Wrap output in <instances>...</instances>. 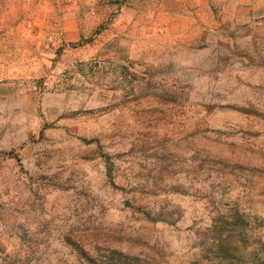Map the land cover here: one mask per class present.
I'll return each instance as SVG.
<instances>
[{
	"label": "rangeland",
	"instance_id": "374dc122",
	"mask_svg": "<svg viewBox=\"0 0 264 264\" xmlns=\"http://www.w3.org/2000/svg\"><path fill=\"white\" fill-rule=\"evenodd\" d=\"M235 208L264 242V0H0V264H189Z\"/></svg>",
	"mask_w": 264,
	"mask_h": 264
},
{
	"label": "trees",
	"instance_id": "16d2710c",
	"mask_svg": "<svg viewBox=\"0 0 264 264\" xmlns=\"http://www.w3.org/2000/svg\"><path fill=\"white\" fill-rule=\"evenodd\" d=\"M232 214L216 220L201 253L189 264H264L263 240L254 233L247 215L237 208Z\"/></svg>",
	"mask_w": 264,
	"mask_h": 264
}]
</instances>
